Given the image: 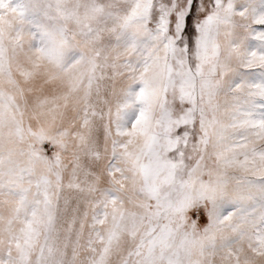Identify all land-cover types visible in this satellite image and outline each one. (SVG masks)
Wrapping results in <instances>:
<instances>
[{
  "label": "snow or ice",
  "instance_id": "6c2138e0",
  "mask_svg": "<svg viewBox=\"0 0 264 264\" xmlns=\"http://www.w3.org/2000/svg\"><path fill=\"white\" fill-rule=\"evenodd\" d=\"M0 209V264H264V0H0Z\"/></svg>",
  "mask_w": 264,
  "mask_h": 264
},
{
  "label": "rangeland",
  "instance_id": "374dc122",
  "mask_svg": "<svg viewBox=\"0 0 264 264\" xmlns=\"http://www.w3.org/2000/svg\"><path fill=\"white\" fill-rule=\"evenodd\" d=\"M28 3V0H12V4L14 5H26ZM29 19H31V16H29ZM0 211H3V209H0Z\"/></svg>",
  "mask_w": 264,
  "mask_h": 264
}]
</instances>
